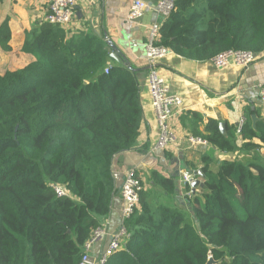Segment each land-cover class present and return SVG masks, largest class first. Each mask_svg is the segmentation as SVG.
Returning a JSON list of instances; mask_svg holds the SVG:
<instances>
[{"label": "trees", "instance_id": "1", "mask_svg": "<svg viewBox=\"0 0 264 264\" xmlns=\"http://www.w3.org/2000/svg\"><path fill=\"white\" fill-rule=\"evenodd\" d=\"M9 42L3 26V52ZM158 45L193 61L263 54L264 0H174ZM23 50L35 61L0 75V264H80L120 197L113 161L139 137V83L120 63L104 73L107 43L95 34L45 22ZM252 115L240 137L243 158L217 171L205 159L199 193L186 185L181 200L174 177L150 172L125 223L129 238L106 264H264V120L253 125ZM199 137L236 150L235 127L223 135L211 121Z\"/></svg>", "mask_w": 264, "mask_h": 264}, {"label": "crops", "instance_id": "2", "mask_svg": "<svg viewBox=\"0 0 264 264\" xmlns=\"http://www.w3.org/2000/svg\"><path fill=\"white\" fill-rule=\"evenodd\" d=\"M157 1L146 0L152 5ZM50 3L51 0H0V28L7 26L10 31V51L0 49V75L22 69L35 61L33 55L23 50V45L26 35L46 22ZM128 10L129 0H77L74 19L63 29L69 35L88 33L100 36L107 43V64L120 63L136 74L142 107L139 137L132 151L115 157L113 161L118 187L125 175L133 170L147 190V177L151 171H157L175 178L178 197L183 200L187 195L183 177L190 178L197 173L195 179L204 183L201 170L205 159L210 161L211 170L217 171L221 164L243 158L239 152L241 136L236 135L234 152L218 151L208 143L191 145L189 137L201 138L199 135L205 134L211 121L217 122L220 132L225 135L241 116L247 118L249 111H256L255 116L264 120V107L257 93L258 86L264 84V53L258 55L247 69H216L211 60L193 61L174 53L161 60L157 67L168 91L180 97L183 104L180 115L173 121L177 142L165 151L154 152L151 147L157 140L158 129L147 88L149 67L145 46L150 26L154 23L160 25L164 20L151 9L139 22L131 23L127 20ZM112 54L116 60L111 58ZM261 154L264 156V149ZM197 188L195 191L199 193ZM121 207V199L117 197L105 222L108 235L94 245L93 259L107 249L111 237L118 231Z\"/></svg>", "mask_w": 264, "mask_h": 264}, {"label": "built area", "instance_id": "3", "mask_svg": "<svg viewBox=\"0 0 264 264\" xmlns=\"http://www.w3.org/2000/svg\"><path fill=\"white\" fill-rule=\"evenodd\" d=\"M76 3L77 0H51L48 13L45 17L46 21L50 24L66 28L74 19ZM151 9L155 10L161 19L165 20L174 9V1L159 0L152 5L146 2V0H129L127 20L131 23H137ZM159 27L158 23L150 26L148 41L145 46V58L149 67L147 88L158 127L157 140L151 147L154 152L167 150L177 142V134L173 128V121L180 115L183 104L180 97L169 93L165 79L157 67L158 63L171 53L169 49L158 45ZM256 57L255 54L248 51H226L215 56L211 59V62L216 69L227 67L247 69L254 63ZM109 68H105L104 72L108 73ZM257 93L258 99L264 107V84L258 86ZM246 122L247 118L244 116H241L237 121L235 125L237 137L241 136ZM188 142L191 145H204L207 143L205 140L196 137H189ZM184 181L187 182L186 177ZM53 189L58 197L66 196L64 187L56 185ZM141 192H143L141 179L136 176L135 171H129L125 175L121 185V224L118 231L111 237L107 249L98 258L93 259L91 253L94 245L108 235L105 223L97 227L84 245V254L80 264H106L107 259L114 252L124 247V243L129 238L125 223L138 208Z\"/></svg>", "mask_w": 264, "mask_h": 264}, {"label": "water", "instance_id": "4", "mask_svg": "<svg viewBox=\"0 0 264 264\" xmlns=\"http://www.w3.org/2000/svg\"><path fill=\"white\" fill-rule=\"evenodd\" d=\"M111 58H114L116 60V58H115V56L113 54L111 55ZM251 121H252V124L255 125V123L258 121L257 116L252 115L251 116ZM196 174L197 173H194V176ZM198 174H201V173H198ZM190 181L191 182H190L189 186H190L191 191H192L193 194L195 193V190H196L197 187H204L203 183H200L198 180H195L193 177L190 179ZM119 190H121V186H120ZM207 264H213L212 258L209 259Z\"/></svg>", "mask_w": 264, "mask_h": 264}, {"label": "bare ground", "instance_id": "5", "mask_svg": "<svg viewBox=\"0 0 264 264\" xmlns=\"http://www.w3.org/2000/svg\"><path fill=\"white\" fill-rule=\"evenodd\" d=\"M167 18H168V17H167ZM167 18H166V19H167ZM46 22H47V21H46ZM169 54H170V53H169ZM107 67H110V68H111V65L108 64V65H106L105 68H107ZM105 68H104V70H105ZM110 68H109V70H110ZM109 70H108V71H109ZM104 73H105V72H104ZM105 74H107V73H105ZM165 84H166V83H165ZM155 119H156V118H155ZM156 125H157V123H156ZM157 129H158V127H157ZM164 151H165V150H164ZM192 177L195 179L194 173H193V176H191L190 178L186 177V178H187V182L184 181L185 177H183L182 182H184L186 185H190V182H191L190 179H191ZM195 180H197V179H195ZM200 183H203V182H200ZM203 184H204V183H203ZM119 191H120V198H121V190H119ZM130 218H131V217H130ZM130 218H129V219H130Z\"/></svg>", "mask_w": 264, "mask_h": 264}, {"label": "rangeland", "instance_id": "6", "mask_svg": "<svg viewBox=\"0 0 264 264\" xmlns=\"http://www.w3.org/2000/svg\"><path fill=\"white\" fill-rule=\"evenodd\" d=\"M189 196V195H188Z\"/></svg>", "mask_w": 264, "mask_h": 264}]
</instances>
